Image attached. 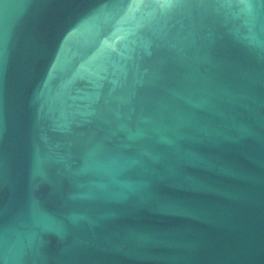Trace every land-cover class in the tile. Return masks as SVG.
I'll return each instance as SVG.
<instances>
[{
	"label": "water",
	"instance_id": "water-1",
	"mask_svg": "<svg viewBox=\"0 0 264 264\" xmlns=\"http://www.w3.org/2000/svg\"><path fill=\"white\" fill-rule=\"evenodd\" d=\"M0 264H264V0H0Z\"/></svg>",
	"mask_w": 264,
	"mask_h": 264
}]
</instances>
